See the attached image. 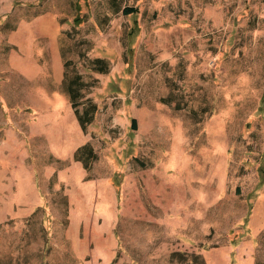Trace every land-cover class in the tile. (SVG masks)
<instances>
[{"label": "rangeland", "instance_id": "1", "mask_svg": "<svg viewBox=\"0 0 264 264\" xmlns=\"http://www.w3.org/2000/svg\"><path fill=\"white\" fill-rule=\"evenodd\" d=\"M201 261L264 264V0H0V264Z\"/></svg>", "mask_w": 264, "mask_h": 264}, {"label": "trees", "instance_id": "2", "mask_svg": "<svg viewBox=\"0 0 264 264\" xmlns=\"http://www.w3.org/2000/svg\"><path fill=\"white\" fill-rule=\"evenodd\" d=\"M126 14L135 12L132 8L124 10ZM65 55V53H63ZM63 55V56H64ZM92 65L89 69L93 72L108 73L110 70L109 62L104 58H96L90 61ZM94 82L87 81L83 74H81L74 66L71 60L65 62V74L63 80V90L68 95L72 108L77 116L80 126L83 131H87L96 116L98 106L92 97H89L91 89L94 87ZM131 127L133 130L137 129V119L132 118ZM98 159L97 153L91 144L81 146L75 152V160L81 161L87 171L92 169L93 163ZM67 203V200H66ZM180 253H175L174 256ZM199 259V255L193 256ZM203 264V261H201ZM193 264V263H190Z\"/></svg>", "mask_w": 264, "mask_h": 264}]
</instances>
